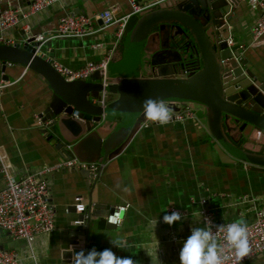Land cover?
I'll list each match as a JSON object with an SVG mask.
<instances>
[{"label": "crops", "instance_id": "crops-1", "mask_svg": "<svg viewBox=\"0 0 264 264\" xmlns=\"http://www.w3.org/2000/svg\"><path fill=\"white\" fill-rule=\"evenodd\" d=\"M118 4L124 10L122 16L130 11L126 0H62L32 16L28 22L34 33L46 36L55 30L62 17L84 10L93 18ZM0 8L27 10L29 1L2 3ZM236 13L239 19L235 26L245 23L250 33L249 38L240 37L234 30L233 37L237 44L247 47L245 55L251 65L264 74V39L259 45H251L258 13L251 9L248 0ZM25 23L6 32L5 37L13 42L24 41ZM115 32L113 27L82 39L48 40L42 51L52 58L53 64L60 63L70 69H80L110 56V80L124 78L125 75L116 73L115 66L112 67L113 61L123 59L125 49V41L120 42ZM0 81L10 84L4 90L0 104V146L12 172L24 177L45 166L56 165L63 158L42 135L46 127L37 124V118L48 108L53 96L50 86L41 75L18 64L0 72ZM91 99L95 102L96 97ZM195 114V119L183 122L143 124L121 154L102 162L104 170L95 180L91 193L92 210L97 205L104 211L124 205L129 209L122 226L116 229L98 228L101 223H106L105 218L92 221L89 250L110 248L118 257L132 258L135 264L180 263L183 242L191 235L192 228H206L200 203L205 198H208L206 208L220 222L243 219L250 225L256 220L264 206V168L221 163L215 151L216 141L200 111L195 110ZM109 121L116 120L107 117L105 122ZM60 127L63 134L54 130L59 135V143H71L74 140L71 128ZM49 181L56 210L55 230L39 237L33 248L39 264H64L63 257L69 245L83 244L84 240L83 236L77 241L72 239L74 223L80 216L73 212L75 199L81 197L88 210L90 195L81 172L59 170L50 175ZM5 186L6 178L0 165V191ZM170 207L186 212L187 217L168 225L163 216ZM66 209L70 212L66 213ZM111 240L119 242L120 247H115ZM0 248L18 252L23 264H32L26 241L13 238L1 228ZM243 264H264V253Z\"/></svg>", "mask_w": 264, "mask_h": 264}, {"label": "water", "instance_id": "water-1", "mask_svg": "<svg viewBox=\"0 0 264 264\" xmlns=\"http://www.w3.org/2000/svg\"><path fill=\"white\" fill-rule=\"evenodd\" d=\"M158 1L161 3L146 10L126 36L123 59L113 61L116 73L125 77L111 80L106 87L109 98L105 109L91 99L103 91L102 84L94 82L102 79L100 74L96 73L88 82H66L53 68L52 58L38 52L41 43L35 38L0 46V72H5L10 61L28 67L46 80L53 96L42 114L44 121L50 122L42 135L63 159L76 157L96 163L117 157L147 120L142 105L145 99L152 98L162 100L176 111L180 110L178 105L194 109L200 106V116L216 141L215 151L221 163L264 168V74L251 65L246 52L240 50L242 44L228 46L239 19L236 12L245 6L246 0H204L208 21L204 26L188 15L187 7L181 8L182 0ZM190 1L199 5L201 0ZM111 11L116 18L124 13L120 4ZM76 14L89 15L84 10ZM176 25L177 29L190 30L204 63L202 70L184 78L171 77L170 62L176 61L173 58L176 49L171 42L177 35H172V30ZM153 29L156 31L152 32ZM149 62L158 68L157 77H150L146 70ZM77 111L79 118L72 116ZM104 113L116 121L106 123ZM61 125L71 128L74 136L71 143H59L55 131L61 132ZM80 172L90 198L87 213L78 218L82 224L74 223L72 239L77 241L83 236L84 240L83 244L69 245L64 264H73L74 250L89 251L92 221L99 217L106 219L111 213L98 205L92 210L95 180L88 171ZM98 228L116 229L107 223Z\"/></svg>", "mask_w": 264, "mask_h": 264}, {"label": "built area", "instance_id": "built-area-1", "mask_svg": "<svg viewBox=\"0 0 264 264\" xmlns=\"http://www.w3.org/2000/svg\"><path fill=\"white\" fill-rule=\"evenodd\" d=\"M20 0H0L2 3H8ZM62 0H29V8L22 10L19 8H0V46H12L15 42L5 37V33L17 28L21 22H26L23 26L24 41L35 38L36 42L41 43V47L38 52H41L43 56L42 48L46 41L58 39V38H75L82 39L97 33L108 30L109 28H115V36L121 42L126 34V29L132 18L142 15L146 10L156 7L161 2L158 0L152 1H137L126 0L130 11L126 15L115 17L110 10H106L100 13L98 16L90 18L84 14L67 15L62 17L55 30L49 32L46 36L43 34H36L33 32L31 24L28 20L44 11L49 9L54 4ZM252 10L258 13V17L254 23L252 29V46L259 45L264 39V0H248ZM237 45L234 37L231 36L228 39V46L230 48ZM240 50L246 52L247 47L240 46ZM111 62L110 56L104 58L99 62L89 63L80 69H70L63 66L60 63H52L53 68L59 73L66 82H88L96 73H99L101 80L99 83L103 86V91L96 97L95 102L102 109H105L108 105L109 94L106 91V87L110 84V78L108 76V68ZM15 63L8 61L7 67L14 66ZM7 82L0 81V104L4 90L9 86ZM168 105V104H167ZM172 110V120L169 123L183 122L196 118L194 108L190 106L181 107L176 111L171 105H168ZM79 112H75L72 116L79 118ZM103 119L106 120L107 115L103 114ZM157 124L146 120L143 124ZM37 124L39 126H49V121H44L43 117L37 118ZM142 124V125H143ZM71 150V147H68ZM0 165L1 171L6 178L5 189L0 191V228L6 231L15 239L24 240L30 248V259L32 264H39L36 254L34 252V244L39 237L51 234L55 230L56 222V210L52 202L51 186L49 177L59 170H72V171H88L90 175L97 180L104 170V164L102 162L88 163L79 160L76 157L72 159H61L54 166H45L33 174L26 175L24 177H18L12 172L10 164L5 156L2 146H0ZM203 211L201 216L206 229H210L216 236L218 243L222 246L223 251L221 256L223 264H243L253 259L255 256L264 253V206L258 212L256 220L248 226L249 230V242L251 252L248 257L242 261L237 260L235 250L231 248L226 241V227L233 223L220 222L215 215L206 208L208 205V198L201 200ZM75 208L77 214H86L87 208L83 203L81 197L75 199ZM127 205L118 206L114 208L106 218V223L119 228L123 224V217L128 211ZM172 211H178L182 214V219L187 217L186 212L170 207L167 214ZM70 209H66V213H69ZM76 224H82L79 220ZM224 225V230H218V226ZM0 264H23V260L18 252L6 251L0 248ZM180 264V263H174Z\"/></svg>", "mask_w": 264, "mask_h": 264}, {"label": "clouds", "instance_id": "clouds-1", "mask_svg": "<svg viewBox=\"0 0 264 264\" xmlns=\"http://www.w3.org/2000/svg\"><path fill=\"white\" fill-rule=\"evenodd\" d=\"M142 106L148 121L167 125L173 118L171 108L162 100L147 98ZM182 218L180 212L172 211L163 216V221L171 226L180 222ZM217 228L223 231L224 225ZM226 241L235 250L237 260L242 261L249 256L251 252L249 230L243 219L227 225ZM110 242L115 247H120L119 242L113 240ZM222 251V246L210 229L192 228L191 235L183 242L179 254L180 264H223ZM73 264H135V261L130 257H118L110 248L103 251L93 248L87 252L74 250Z\"/></svg>", "mask_w": 264, "mask_h": 264}, {"label": "flooded vegetation", "instance_id": "flooded-vegetation-1", "mask_svg": "<svg viewBox=\"0 0 264 264\" xmlns=\"http://www.w3.org/2000/svg\"><path fill=\"white\" fill-rule=\"evenodd\" d=\"M181 8L187 7V13L192 18L197 20L204 26V23L208 25V21L205 19L207 14L204 10V0L200 1V4L192 3L190 0H182L180 2ZM176 25L175 29L172 30V35L177 33L175 38L172 40L171 45L176 49L173 58L175 62H170L171 77L184 78L191 74H196L204 68L203 57L199 49L195 38L191 35L190 30L186 28H179ZM157 29V28H156ZM153 29L152 32H155ZM123 43H121L122 45ZM152 61V59H151ZM151 62L147 64L146 70L148 71L150 77L158 76V68L150 66Z\"/></svg>", "mask_w": 264, "mask_h": 264}, {"label": "rangeland", "instance_id": "rangeland-1", "mask_svg": "<svg viewBox=\"0 0 264 264\" xmlns=\"http://www.w3.org/2000/svg\"><path fill=\"white\" fill-rule=\"evenodd\" d=\"M142 15H140L139 17H141ZM236 26H235L236 29L234 28V30H235V33H237V35H239L240 37L242 36V37L249 38L250 28L247 24L245 25V23H238ZM114 66H116V65L112 64V67H114ZM114 71H115V69H114ZM121 73H124V72L121 71ZM200 108H201L200 106H195L196 110L200 111ZM194 112H195V110H194Z\"/></svg>", "mask_w": 264, "mask_h": 264}, {"label": "trees", "instance_id": "trees-1", "mask_svg": "<svg viewBox=\"0 0 264 264\" xmlns=\"http://www.w3.org/2000/svg\"><path fill=\"white\" fill-rule=\"evenodd\" d=\"M138 19H139V16H136V17H134V18L131 19V21L129 22V24L127 26L126 34H125V36L123 38V41H125L126 36L132 31V29L136 25ZM92 97H98V95L97 94H94V96H92Z\"/></svg>", "mask_w": 264, "mask_h": 264}]
</instances>
